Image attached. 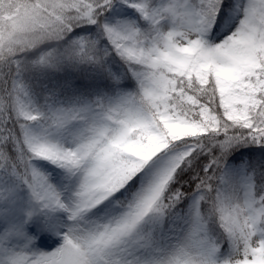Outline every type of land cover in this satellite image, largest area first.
Returning a JSON list of instances; mask_svg holds the SVG:
<instances>
[{
	"label": "snow or ice",
	"instance_id": "obj_1",
	"mask_svg": "<svg viewBox=\"0 0 264 264\" xmlns=\"http://www.w3.org/2000/svg\"><path fill=\"white\" fill-rule=\"evenodd\" d=\"M0 264H264V0H0Z\"/></svg>",
	"mask_w": 264,
	"mask_h": 264
}]
</instances>
